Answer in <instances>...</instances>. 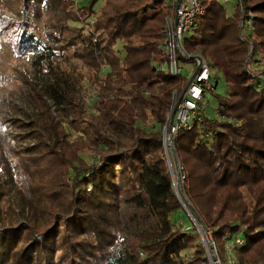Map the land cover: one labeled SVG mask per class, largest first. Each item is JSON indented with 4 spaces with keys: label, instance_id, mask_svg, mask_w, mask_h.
Wrapping results in <instances>:
<instances>
[{
    "label": "trees",
    "instance_id": "trees-1",
    "mask_svg": "<svg viewBox=\"0 0 264 264\" xmlns=\"http://www.w3.org/2000/svg\"><path fill=\"white\" fill-rule=\"evenodd\" d=\"M18 1L23 21L12 20L14 46L34 55L46 82L25 79L24 100L34 111L27 125L0 124L7 130L0 264H205L199 234L172 220L183 203L198 224L213 228L219 249L226 233L246 230L240 264H264V70L254 68L264 57V0H238L231 14L220 0H201L205 15L180 60L199 56L215 70L211 97L220 118L203 113V124L174 140L171 161L186 176L182 199L163 141L173 97L189 83L162 69L174 0ZM45 14L50 23L40 40ZM67 49L97 92L89 104L82 77L59 65ZM69 130L79 137L71 140ZM12 209L23 222L4 219Z\"/></svg>",
    "mask_w": 264,
    "mask_h": 264
},
{
    "label": "rangeland",
    "instance_id": "rangeland-1",
    "mask_svg": "<svg viewBox=\"0 0 264 264\" xmlns=\"http://www.w3.org/2000/svg\"><path fill=\"white\" fill-rule=\"evenodd\" d=\"M79 6L86 5L89 0H75ZM221 3L228 9L229 13H233L238 0H220ZM102 4L100 3L96 7L98 12ZM21 9V3L18 0H0V124L6 123L9 127H17L15 123H20L27 125L30 119L34 116L33 109L24 100V95L26 93L25 79L27 80H37L39 82L45 83L46 80L42 78L39 69L34 65L33 57L34 55L23 49L18 51L14 46V40L12 38V32L16 27H14V21L22 22V17L19 13ZM50 23V16L45 14L40 21L38 27L39 30L36 32V37L40 40H45L46 33L48 32ZM78 27H80L78 25ZM251 29L250 24L246 27V32L249 33ZM122 44H117L116 49H121ZM258 63L254 68L259 70H264V57L260 56L257 58ZM59 65L62 69L69 71L75 75L81 76L80 87L82 88L81 95L87 104L91 102L92 99L97 97V92L91 86L87 75V69L84 67L82 62L74 57L72 49H67L63 57L58 59ZM184 72L188 75V79L192 76L195 71V66L192 64L183 63ZM106 70L103 71L105 74ZM215 73V72H214ZM261 85L264 86V77L261 80ZM226 92V86L222 83L218 88V94L224 95ZM210 101V103H209ZM217 102L210 98L204 105L203 113L207 118L219 119ZM1 127V126H0ZM4 131L0 130V145L6 139L5 134L7 132L4 127ZM14 128H9L8 130L13 132V135L18 138L20 132L18 130H13ZM71 135V140H76L79 136L75 132L69 130ZM20 144H27L26 142L20 141ZM16 147L18 145L14 144ZM2 146H5L3 144ZM87 163L97 162L96 156H81ZM169 165V164H168ZM170 172H174L175 178L179 181L178 168L174 166V170L169 166ZM176 169V170H175ZM174 188V187H173ZM11 202H15L11 199ZM2 203V201H1ZM6 203V202H5ZM9 215L4 217L6 221L18 223L23 222V218L17 215V211L12 209L8 212ZM192 214L188 208L183 207V211L174 215L172 220L176 227L186 234L197 232V223H194ZM193 216V215H192ZM195 222H197L195 220ZM213 229V228H212ZM214 231V230H213ZM246 232V230L241 229V232ZM198 233V232H197ZM231 233V232H230ZM226 233L225 235H227ZM224 235V236H225ZM223 236V237H224ZM220 252L224 261H226V254L223 248H220ZM191 251L185 252L184 256L189 257Z\"/></svg>",
    "mask_w": 264,
    "mask_h": 264
},
{
    "label": "built area",
    "instance_id": "built-area-1",
    "mask_svg": "<svg viewBox=\"0 0 264 264\" xmlns=\"http://www.w3.org/2000/svg\"><path fill=\"white\" fill-rule=\"evenodd\" d=\"M173 4V12L165 18V53L168 62L162 69L172 77H181L186 75L183 62L180 60L183 55H187L184 42L197 29L200 19L205 15V10L201 0H174ZM193 62L195 71L190 77L184 93L174 95L171 111L168 114L163 132L168 159L169 151L175 150L174 140L177 139L179 131L182 129L192 130L195 125L204 123V105L211 94L215 92V70L202 57ZM186 76L188 77V75ZM177 168L179 181L184 183L185 171L180 164ZM190 216L193 218L192 215ZM194 223L197 222L194 220ZM197 225V232L204 248L205 264H240L238 253L247 244V238L243 231L228 233L222 237L223 249L226 254V261H224L214 238L213 229L198 223Z\"/></svg>",
    "mask_w": 264,
    "mask_h": 264
},
{
    "label": "water",
    "instance_id": "water-1",
    "mask_svg": "<svg viewBox=\"0 0 264 264\" xmlns=\"http://www.w3.org/2000/svg\"><path fill=\"white\" fill-rule=\"evenodd\" d=\"M196 59H200V57L199 56H190L189 57V60L190 61H195ZM169 159H168V164H169V166L174 170V166H173V164H172V161H171V157H170V154H169ZM172 177H173V190H174V192L176 193V195L180 198V199H182V191H181V184L180 183H178V180L175 178V174H174V172H172ZM183 207H185V208H187V206L183 203Z\"/></svg>",
    "mask_w": 264,
    "mask_h": 264
}]
</instances>
